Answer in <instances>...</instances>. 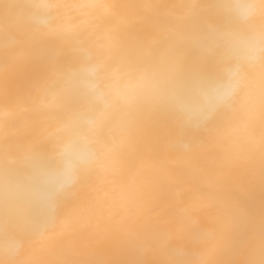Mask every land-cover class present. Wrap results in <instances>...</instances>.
Wrapping results in <instances>:
<instances>
[{"label": "bare ground", "instance_id": "obj_1", "mask_svg": "<svg viewBox=\"0 0 264 264\" xmlns=\"http://www.w3.org/2000/svg\"><path fill=\"white\" fill-rule=\"evenodd\" d=\"M0 264H264V0H0Z\"/></svg>", "mask_w": 264, "mask_h": 264}]
</instances>
